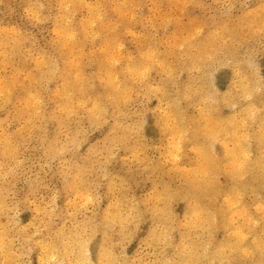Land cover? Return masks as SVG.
<instances>
[{"label":"rangeland","instance_id":"1","mask_svg":"<svg viewBox=\"0 0 264 264\" xmlns=\"http://www.w3.org/2000/svg\"><path fill=\"white\" fill-rule=\"evenodd\" d=\"M0 87V264L194 262L179 246L248 264L264 249V185L225 217L204 208L202 226L185 188L203 147L224 159L244 138L264 164V0H0ZM250 216L247 255L227 245L203 261Z\"/></svg>","mask_w":264,"mask_h":264},{"label":"bare ground","instance_id":"2","mask_svg":"<svg viewBox=\"0 0 264 264\" xmlns=\"http://www.w3.org/2000/svg\"><path fill=\"white\" fill-rule=\"evenodd\" d=\"M69 3V2H68ZM71 5H73V4H71ZM75 5V4H74ZM66 6V5H65ZM97 10V9H96ZM90 11H91V9H90ZM94 11H95V8H94ZM93 12V11H92ZM91 12V13H92ZM121 13V12H120ZM128 13V12H127ZM156 13H158V12H156ZM93 15H94V13H93ZM96 15V14H95ZM92 16V15H91ZM96 17H98V16H95L94 18L96 19ZM122 17V16H121ZM121 19V18H120ZM93 20V19H92ZM91 21V20H90ZM92 22V21H91ZM100 22V21H99ZM94 23V22H93ZM114 26V25H113ZM89 27H90V24H89ZM67 29V28H66ZM86 29V28H85ZM91 29V28H90ZM58 30V29H57ZM88 29H86L85 30V32L87 31ZM59 31V30H58ZM130 32V31H129ZM68 33V32H67ZM71 33H72V31H71ZM97 33V32H96ZM60 35V34H59ZM69 35V34H68ZM221 35V34H220ZM212 36V35H211ZM217 36V35H216ZM66 37H67V34H66ZM66 37H65V39H66ZM70 37H73V36H70ZM70 37H69V39H70ZM212 38H213V36H212ZM211 38V39H212ZM68 39V40H69ZM210 39V40H211ZM72 40V39H71ZM216 40V39H215ZM214 39H213V41H215ZM183 41V40H182ZM64 42V41H63ZM211 42V41H210ZM216 42V41H215ZM72 43V42H71ZM215 44V43H214ZM63 45V44H62ZM71 45V44H70ZM119 45V44H118ZM209 45H211V44H209ZM218 45V44H217ZM64 46H67L66 45V43L64 44ZM111 46V45H110ZM176 46V45H175ZM68 47V49L69 48H71V47H69V46H67ZM180 47V46H179ZM213 47H214V45H213ZM64 48V47H63ZM76 48V47H75ZM65 50V49H64ZM72 50H73V48H72ZM75 50V49H74ZM103 50V49H102ZM106 50V49H105ZM153 50V49H152ZM179 50H181V49H179ZM104 51V50H103ZM195 51V50H194ZM198 51V50H197ZM6 52V51H5ZM73 52V51H72ZM117 52L119 53V51L117 50ZM150 52V51H149ZM149 52H147V53H149ZM196 52V51H195ZM204 52V51H203ZM153 53V52H152ZM209 53V52H208ZM207 53V54H208ZM4 54V53H3ZM143 54H145V53H142L141 55H143ZM150 54V53H149ZM189 54V53H188ZM194 54V53H193ZM206 54V53H205ZM204 53H203V55H205ZM206 54V55H207ZM80 55V53L78 54V56ZM156 55V54H155ZM197 55V54H196ZM213 55V54H212ZM62 57V59H63V67H64V70H66V71H69V68L68 67H70V58H69V56H68V53H66V54H62L61 55ZM115 56V55H114ZM198 56V55H197ZM209 55H207V57H208ZM109 57H111V56H109ZM147 57V56H146ZM145 57V58H146ZM151 57V56H150ZM35 58V57H34ZM108 58V57H107ZM117 58V57H116ZM191 58V57H190ZM204 58V57H203ZM97 59V58H96ZM112 59V58H111ZM148 59V58H147ZM151 59V58H150ZM194 59V58H193ZM199 59V58H198ZM155 60V59H154ZM197 60V59H196ZM75 61V60H74ZM107 61V60H106ZM111 61V60H110ZM114 61V60H113ZM116 61V60H115ZM115 61H114V63H115ZM150 61V60H149ZM165 61V60H164ZM42 62V61H41ZM97 62V61H96ZM159 62V61H158ZM200 62V61H199ZM39 63H40V61H39ZM72 63H76V61L75 62H72ZM71 63V64H72ZM111 63H112V61H111ZM77 64V63H76ZM110 64V63H109ZM134 64H136L135 62H134ZM133 64V65H134ZM172 64V63H171ZM112 65V64H111ZM158 65V64H157ZM162 65V64H161ZM175 65V64H174ZM72 66H74V65H72ZM76 66V65H75ZM74 66V67H75ZM101 66H102V64H101ZM108 66V65H107ZM127 66V65H126ZM164 66V65H163ZM194 66V65H193ZM196 66V65H195ZM197 66H198V64H197ZM196 66V67H197ZM55 67V66H54ZM100 67V66H99ZM104 67V66H103ZM158 67H160V65L158 66ZM58 68V67H57ZM100 68H102V67H100ZM105 68H106V65H105ZM114 68V67H113ZM129 68V67H128ZM146 68V67H145ZM145 68H143L142 67V69H145ZM163 68V67H162ZM161 68V69H162ZM168 68V67H167ZM109 69V68H108ZM111 69V68H110ZM126 69H127V67H126ZM125 69V70H126ZM131 69V68H130ZM133 69V68H132ZM135 70L137 69V68H134ZM141 69V70H142ZM153 69V68H152ZM198 69H200V68H198ZM139 70V69H138ZM165 70V69H164ZM107 71V70H106ZM112 70H110V72H111ZM128 71H129V69H128ZM103 72V71H102ZM101 72V73H102ZM113 72H115V70H113ZM140 72V71H139ZM145 72H146V70H145ZM160 72H162V71H160ZM100 73V74H101ZM144 73V72H143ZM136 74L137 73H135V76H136ZM139 74V73H138ZM145 74V73H144ZM114 75V74H113ZM63 76V75H62ZM68 74L66 75V77L64 78V79H68ZM131 76H132V74H131ZM134 76V75H133ZM19 77V76H18ZM17 77V78H18ZM115 77H116V75H115ZM124 77V76H123ZM137 77H139L140 78V76H137ZM143 77V76H142ZM60 78V77H59ZM111 78H113V76L111 77ZM145 78V77H144ZM11 79V78H10ZM34 79H36V78H34ZM76 79H78V77L76 78ZM87 79V78H86ZM98 79V78H97ZM116 79V78H115ZM115 79L113 78V80L111 79L110 80V82H109V85H115L114 87H115V94L114 95H116V94H119L120 92L118 91V90H116L117 88L116 87H118V86H116L118 83H116V81H115ZM133 79V78H132ZM142 79V78H141ZM15 80H16V78H15ZM71 80V79H70ZM134 80H136V79H134ZM133 80V81H134ZM138 80V79H137ZM140 80V79H139ZM138 80V81H139ZM241 80V79H240ZM18 81V80H17ZM79 81V80H78ZM2 82H4V81H2ZM67 82V81H66ZM85 82V81H84ZM118 82H119V80H118ZM12 83H14V82H12ZM11 83V84H12ZM139 83V82H138ZM5 85V87H7L6 85H7V83L5 82L4 83ZM15 84V83H14ZM13 84V85H14ZM16 84H17V82H16ZM80 84V83H79ZM85 84V83H84ZM235 84V83H234ZM74 85V84H73ZM75 85H77V84H75ZM69 87V86H68ZM72 87V86H71ZM1 88V87H0ZM3 88L4 87H2V90H3ZM9 88V87H8ZM8 88H5L4 89V91L7 89L8 90ZM70 88V87H69ZM239 88V87H238ZM72 89V88H71ZM113 89V88H112ZM1 90V89H0ZM68 90V89H67ZM114 90V89H113ZM130 90V89H129ZM128 90V91H129ZM3 91V92H4ZM10 92H11V90H9ZM2 92V91H1ZM5 92H7V91H5ZM65 92V91H64ZM67 92H69V90L67 91ZM73 92V91H72ZM71 92V93H72ZM66 93V92H65ZM126 93V92H125ZM33 94V93H32ZM69 94V93H68ZM127 94H129L128 92H127ZM103 95H105V92H103ZM126 95V94H125ZM120 96V95H119ZM247 96V95H246ZM39 97V96H38ZM29 98V97H28ZM27 98V100H29L30 101V99H28ZM33 98V97H32ZM120 98H121V96H120ZM119 98V99H120ZM35 99V98H34ZM118 98H117V100H119ZM26 101V100H25ZM32 101H34V100H31L30 102L32 103ZM39 101V100H38ZM37 101V102H38ZM41 101V100H40ZM95 101L96 102H98L99 100L98 99H95L94 98V103H95ZM244 101H245V99H244ZM29 102V103H30ZM28 103V104H29ZM31 103H30V105H31ZM39 103V102H38ZM25 104V103H24ZM40 104V103H39ZM110 104V103H109ZM108 104V105H109ZM36 105V104H35ZM31 106H33V103H32V105ZM39 107V106H38ZM92 107H95V105L94 106H92ZM100 107V106H99ZM32 108V107H31ZM24 109H25V107H24ZM37 109V108H36ZM93 109V108H92ZM95 110H96V108H94ZM203 109V108H202ZM97 110H99V109H97ZM31 111H32V109H31ZM89 111H91V110H89ZM257 111V110H256ZM37 112V111H36ZM91 112H93V110L91 111ZM95 112V111H94ZM249 112H251V111H249ZM28 113V112H27ZM204 113V112H203ZM250 114V113H249ZM33 115H34V113H33ZM35 115H37V114H35ZM257 115H263V113H261V114H257L256 113V115L254 114V117L255 118H257ZM54 116H56V115H54ZM33 117V116H32ZM169 117H170V114H169ZM239 117V116H238ZM174 118V117H173ZM171 119H172V117H171ZM175 119V118H174ZM240 119V118H239ZM201 120V119H200ZM211 120H212V118H211ZM173 121V120H172ZM211 122V121H210ZM239 122V121H238ZM263 122V121H262ZM240 123V122H239ZM168 124V123H167ZM242 124V123H241ZM243 125V124H242ZM167 126V125H166ZM171 125H169V127H170ZM176 126H178V125H176ZM237 126H238V124H237ZM216 127H217V125H216ZM229 127H230V125H229ZM179 128V127H178ZM212 128V127H211ZM224 128V127H223ZM164 129V128H163ZM170 129V128H169ZM173 129V128H172ZM182 129V128H181ZM241 129V128H240ZM180 130V129H179ZM164 131V130H163ZM210 131V130H209ZM263 131V133L260 135V136H263L264 137V123H262V125H261V132ZM167 132V131H166ZM223 132V131H222ZM7 134V133H6ZM8 135V134H7ZM211 136V135H210ZM229 136V135H228ZM240 136V135H239ZM5 138H6V136H5ZM170 138H172V137H170ZM250 138V137H249ZM179 140V139H178ZM214 140H215V138H214ZM244 140H246V139H244V138H242V139H240V140H238L237 142H236V147L234 148V149H225V155H224V159H222V158H217L216 157V155H214V153H212V152H210V149H208L209 151H207L206 150V148L205 147H203L204 148V150H203V155H204V157L206 158V160H205V162H202V163H200V167H198V165H197V167H194L193 168V166L195 165V163L196 162H192L191 163V165H192V168H193V173H195L196 174V171H198V169H199V171L201 172V175L200 176H197L196 175V177H193V176H191L190 175V177H188V182L189 183H187V186L185 187L186 188V190H188V191H190V193H191V195L193 196V198H194V201H193V203L191 204V206H190V208L192 209V213H194V219L192 220V221H190V224H188V225H191L192 223L193 224H195L196 226H202L203 224H205L206 222L204 221L205 219H203V217H202V215H201V211L204 209V208H206V211L207 210H210L209 211V213L211 214L212 213V210H213V212L214 213H216L215 215H217L218 217L220 216H223V217H225V216H227L229 213H233L234 211H235V208H238L239 206H243L242 205V198H241V194L239 195V193H240V190L241 189H243V188H245V187H260V186H262V185H264V164L262 165V168L260 169V171H259V173H258V171H256V162L255 161H259L260 162V160H256V158L255 159H252V158H249V155H248V153H247V151L248 150H246V148H243L242 146H243V143H244ZM194 141V140H193ZM221 142V141H220ZM224 142V141H223ZM222 142V143H223ZM7 143V142H6ZM225 143V142H224ZM230 143V142H229ZM246 143V142H245ZM17 144V143H16ZM179 144V143H178ZM247 144V143H246ZM5 145V144H4ZM227 146V145H226ZM176 147H178V145H176ZM175 147V148H176ZM199 148V147H198ZM197 148V149H198ZM202 148V149H203ZM10 149V148H9ZM173 150H175V149H173ZM176 150H178V148L176 149ZM206 150V151H205ZM13 151V150H12ZM2 152H4V151H2ZM9 152V151H8ZM7 151H6V153H7V155H9L10 154V152L8 153ZM170 152V151H169ZM173 152V151H172ZM261 152V151H260ZM177 153H178V151H177ZM199 154V153H198ZM199 155V156H203V155ZM5 155V154H4ZM11 155V154H10ZM170 155V154H169ZM185 156H186V154H184ZM188 156V155H187ZM255 156H257V155H255ZM172 157H174L175 159L178 157V155H175V154H173V156ZM168 158V157H167ZM180 158H182V157H180ZM184 158H186V157H184ZM188 158V157H187ZM199 158V157H198ZM200 159V158H199ZM179 160V159H178ZM182 161V160H181ZM194 161V160H193ZM204 161V160H203ZM200 162V161H199ZM256 164V165H255ZM161 166V165H160ZM183 167V166H182ZM185 167V166H184ZM181 168V167H180ZM183 169V168H182ZM184 169H186V167L184 168ZM189 170V169H188ZM188 173H190V171L188 172ZM218 173H225L226 175H228V177H230V178H232V183H233V189L234 190H236L235 192H237L238 193V195L236 196V195H234V196H232V194L233 193H235V192H231V191H226V189H225V191H223L222 190V188L219 186V184H218V182H217V180H216V177H217V174ZM172 177V176H171ZM223 187V186H222ZM230 188V187H229ZM71 189H73V187L71 188ZM169 190V189H168ZM185 190V191H186ZM232 190V189H231ZM173 193H174V191H172ZM167 193V192H166ZM178 193V192H177ZM223 194L224 196H226V197H224V198H229V201H228V206L227 207H224L222 204H219L218 202H217V197L220 195V194ZM76 194H78V193H76ZM228 195H231V196H228ZM159 196V195H158ZM175 196V195H174ZM162 197V196H161ZM156 198H157V196H156ZM156 198H155V200H156ZM223 198V197H222ZM165 199V198H164ZM169 199H170V196H169ZM174 199V198H173ZM159 200V199H158ZM225 200V199H224ZM150 201H152V200H150ZM164 202V201H163ZM166 202V201H165ZM160 204V203H159ZM156 205V204H155ZM162 205V204H161ZM159 206L157 205V208H158ZM150 208V207H149ZM263 211V210H262ZM155 211L153 210V213H154ZM204 212H205V210H204ZM158 213H159V211H158ZM208 213V214H209ZM235 213V212H234ZM243 213V212H242ZM160 214V213H159ZM204 214V213H203ZM110 215V214H109ZM158 215V214H157ZM166 215V214H165ZM205 216V215H204ZM210 216V215H209ZM235 216V215H234ZM111 217V219L113 218L112 216H110ZM109 217V218H110ZM106 218V217H105ZM109 218H107L108 220H109ZM166 218V217H165ZM209 218H211V217H209ZM117 219V218H116ZM161 219V218H160ZM113 220V219H112ZM112 220H110V221H112ZM229 220H231L230 218H229ZM242 220V219H241ZM253 220H256V218L254 217V216H250L249 217V220H248V222L249 223H247V224H245V226L244 227H242V228H233V227H231L230 226V230H229V233H228V235H227V238H226V242L224 243V244H219V245H216V247H213V248H211L212 246L211 245H209L210 247H208V249L207 248H205L206 249V252H205V255H204V257L202 258L203 259V261H212L213 260V258H214V255L215 254H218V253H222V251H224V247H226L227 245H229V247L232 249V251L233 252H235L237 255H238V257L240 258L242 255H247V248L245 247V243H246V240H245V238H246V233H248L247 232V230L249 231V232H253L255 229H256V227L255 226H253V225H251V221H253ZM116 221H118V220H116ZM119 222V221H118ZM189 221H187V223H188ZM254 222V221H253ZM175 223V222H174ZM212 222H210V223H207L208 225H210ZM116 224V223H115ZM182 224V223H181ZM180 224V225H181ZM183 224H185L184 222H183ZM182 224V225H183ZM212 225V224H211ZM119 226V225H118ZM156 226V225H155ZM161 226V225H160ZM192 226H194V225H192ZM213 227H215L214 225H212ZM169 227V226H168ZM179 227V226H178ZM189 227V226H188ZM187 227V228H188ZM227 227V226H226ZM239 227V226H238ZM261 227L262 228H264V222H263V224H261ZM182 228V227H181ZM232 228V229H231ZM164 229V228H163ZM194 229V228H193ZM154 230V229H153ZM166 230V229H165ZM172 230H174V229H172ZM167 231V230H166ZM171 231V230H170ZM264 231V230H263ZM208 232V231H207ZM168 234V233H167ZM209 234V233H208ZM212 234V233H211ZM207 236V235H206ZM229 236H232L231 238H229ZM72 237V236H71ZM161 237H162V235H161ZM233 237H235V239H233ZM254 237L256 238L257 237V234L255 233L254 234ZM163 238V237H162ZM169 238V237H168ZM203 238V237H202ZM78 239V238H77ZM54 240V239H53ZM73 241V240H72ZM160 241H162L161 239H160ZM64 242V241H63ZM85 243L87 244V242L85 241ZM168 243V242H167ZM255 244H256V242H255ZM49 245V244H48ZM54 245V244H53ZM58 245H59V242H58ZM63 246V245H62ZM50 247V246H49ZM53 248V247H52ZM68 248V247H67ZM76 248V247H75ZM43 249H45V248H43ZM65 249H66V247H65ZM195 248H193V250H189L190 251V254L189 253H186L185 251H182L183 250V247H181V246H179V248H178V250H179V252H180V254H181V256L183 257V260H185L186 259V257H190V255L191 256H194V258H195V260H194V262H192V263H186V264H203V262L202 263H200L199 261H197L196 259H198V258H196L195 257V250H194ZM54 250V249H53ZM56 250V249H55ZM261 250H262V252L260 253V254H257V255H255L254 256V259L253 260H249V262L250 263H248V264H261L262 263V261H263V264H264V249L261 247ZM47 251H49L48 250V248H47ZM51 251V250H50ZM50 251H49V253H50ZM63 251H64V249H63ZM66 251V250H65ZM76 251V250H75ZM188 251V250H187ZM228 251H230V249L228 250ZM52 252V251H51ZM58 252V251H57ZM70 252V251H69ZM74 252V251H73ZM183 252V253H182ZM201 252V251H200ZM55 253V252H54ZM65 253V252H64ZM64 253H63V255H64ZM67 253V252H66ZM71 253V252H70ZM48 254V253H47ZM62 254V253H61ZM194 254V255H193ZM229 254V253H228ZM45 255H46V253H45ZM50 255V254H49ZM51 255H52V253H51ZM66 255V254H65ZM67 255H68V253H67ZM81 255V254H80ZM83 255V254H82ZM251 255H252V253H251ZM48 256V255H47ZM54 257V256H53ZM65 257V256H64ZM67 257V256H66ZM77 257H79V256H77ZM81 257V256H80ZM107 257V256H106ZM175 257V256H174ZM198 257V256H197ZM222 258H224L223 256H221ZM45 258V257H44ZM112 258V257H111ZM51 260H52V258H50ZM79 259V258H78ZM85 260V259H84ZM199 260V259H198ZM42 261V260H41ZM45 261V260H44ZM47 261V260H46ZM79 261H81V260H79ZM108 261V260H107ZM112 261V260H111ZM228 261V260H227ZM85 262V261H84ZM100 262V261H99ZM41 263V262H40ZM44 263V262H43ZM76 263H77V261H76ZM80 262H78V264H79ZM45 264V263H44ZM102 264V263H101ZM105 264V263H104ZM109 264V263H108Z\"/></svg>","mask_w":264,"mask_h":264}]
</instances>
